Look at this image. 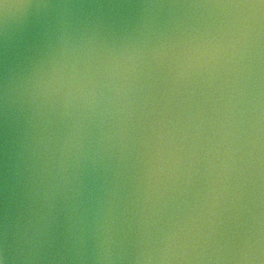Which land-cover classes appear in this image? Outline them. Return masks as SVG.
I'll return each mask as SVG.
<instances>
[{
	"label": "water",
	"instance_id": "obj_1",
	"mask_svg": "<svg viewBox=\"0 0 264 264\" xmlns=\"http://www.w3.org/2000/svg\"><path fill=\"white\" fill-rule=\"evenodd\" d=\"M0 264H264V0H0Z\"/></svg>",
	"mask_w": 264,
	"mask_h": 264
}]
</instances>
